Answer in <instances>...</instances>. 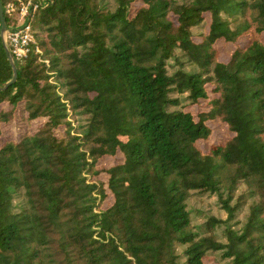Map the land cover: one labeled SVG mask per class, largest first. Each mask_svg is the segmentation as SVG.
<instances>
[{
	"label": "trees",
	"instance_id": "trees-1",
	"mask_svg": "<svg viewBox=\"0 0 264 264\" xmlns=\"http://www.w3.org/2000/svg\"><path fill=\"white\" fill-rule=\"evenodd\" d=\"M38 1L0 88V264H264V0ZM194 192L229 218L194 226Z\"/></svg>",
	"mask_w": 264,
	"mask_h": 264
},
{
	"label": "rangeland",
	"instance_id": "rangeland-1",
	"mask_svg": "<svg viewBox=\"0 0 264 264\" xmlns=\"http://www.w3.org/2000/svg\"><path fill=\"white\" fill-rule=\"evenodd\" d=\"M12 14H13V17L16 18L15 24H17L18 23V15L15 12ZM198 30L199 29H197L195 31H198ZM218 45L221 48L220 59L223 61H227L233 53V50L235 47L234 44L229 43V42H225L224 40H219ZM186 69H189V67L186 66ZM79 120L81 121V118H79ZM211 124L214 128V132L208 141L201 143V146L204 148L209 147L211 144H213L215 142L222 141L229 136V131L226 128V126L222 125L218 121H213V122H211ZM6 133H7V135H10L14 132L12 129H8V130H6ZM102 162L106 166H110L115 162V159L114 158H106V159H103ZM245 190H246V186L241 185L239 191L237 192V196L241 195ZM109 199L110 198H108V200ZM250 203H251V200L247 201L239 209H237L235 211V214H234L235 218L229 222L231 224H235L239 220H243L247 214L248 206ZM234 204H236V199L231 203L232 206H234ZM188 208L191 211V216H192L194 226L202 225L204 222H207V220L212 216H214L216 218H221V219H228L229 218V214H228L227 210L223 208V205H222L219 197L215 193L208 192V193L201 194L198 192H194L192 194V196L188 199ZM217 232L222 237L221 227L218 226ZM178 250H179V252H181L183 250V247H180ZM207 263L208 264H223L224 262L221 260L219 255H216L214 257L212 256L207 261Z\"/></svg>",
	"mask_w": 264,
	"mask_h": 264
},
{
	"label": "built area",
	"instance_id": "built-area-1",
	"mask_svg": "<svg viewBox=\"0 0 264 264\" xmlns=\"http://www.w3.org/2000/svg\"><path fill=\"white\" fill-rule=\"evenodd\" d=\"M38 6V0H18V4L9 2L6 5V11L9 14L15 12L18 15V23L7 28L5 34L8 46L16 61L25 58L32 45L36 44L30 17ZM36 51H40L38 47H36Z\"/></svg>",
	"mask_w": 264,
	"mask_h": 264
},
{
	"label": "water",
	"instance_id": "water-1",
	"mask_svg": "<svg viewBox=\"0 0 264 264\" xmlns=\"http://www.w3.org/2000/svg\"><path fill=\"white\" fill-rule=\"evenodd\" d=\"M0 20H1L0 35L2 37V41H3V44H4L8 59H9V61L11 63L12 69H13V77H12V79L9 82H7L5 84V86L0 87V88H5V87L11 85L13 82L16 81V79H17V66H16V60L14 59V57L12 55V52H11V50H10V48L8 46V43L6 41V38H5V34H6V31H7V25H6V17H5V13H4V8H3V4L1 2V0H0Z\"/></svg>",
	"mask_w": 264,
	"mask_h": 264
}]
</instances>
